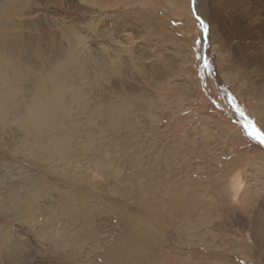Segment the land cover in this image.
Masks as SVG:
<instances>
[{
    "label": "rangeland",
    "instance_id": "374dc122",
    "mask_svg": "<svg viewBox=\"0 0 264 264\" xmlns=\"http://www.w3.org/2000/svg\"><path fill=\"white\" fill-rule=\"evenodd\" d=\"M34 1L23 71L86 102L67 166L1 134L0 264H264V0Z\"/></svg>",
    "mask_w": 264,
    "mask_h": 264
},
{
    "label": "bare ground",
    "instance_id": "6f19581e",
    "mask_svg": "<svg viewBox=\"0 0 264 264\" xmlns=\"http://www.w3.org/2000/svg\"><path fill=\"white\" fill-rule=\"evenodd\" d=\"M195 1L199 5L202 3V0ZM34 4V0H0V141L3 132L10 131L14 138L15 130L12 125L14 124L17 133L20 135V140L23 139L28 143L27 148H24L25 150L22 148L25 152L29 151V155L40 153L41 158L42 155L47 157V159L42 158L46 161L55 154V158H59L60 163L67 166L64 156L73 150L70 146L72 137L66 133V130H69L67 126L77 123L71 121V113L73 112L68 108V104L74 98L78 99V102H86V100L82 97L79 86L77 84L72 86L69 82L75 70H78L74 51L58 48L61 62L45 74L36 73L35 70L32 72L23 71L22 65L26 64L24 61L31 64L34 63L36 57L35 52L24 55L22 44L18 40V37L22 35L23 28L26 26L31 28L32 25H36L35 21L40 17L29 18V20L24 18L27 16L26 14L30 15L35 11L33 6L38 3ZM24 19L27 20V23L23 22ZM48 24L50 22L47 21L46 25ZM64 37L65 40L68 39V36L65 35ZM77 40L82 42L80 36L77 37ZM61 63H65V65L62 66ZM98 66L99 68L102 67L101 65ZM106 69L108 70L107 73H110V66L104 67L105 73ZM28 75H32L35 79L29 93L24 97L23 80L16 79V77L23 79ZM68 89L71 90L70 94H66ZM63 117L64 120L62 121ZM38 149L40 151H37ZM65 152L66 154H64ZM39 183L46 187L44 182Z\"/></svg>",
    "mask_w": 264,
    "mask_h": 264
},
{
    "label": "snow or ice",
    "instance_id": "6c2138e0",
    "mask_svg": "<svg viewBox=\"0 0 264 264\" xmlns=\"http://www.w3.org/2000/svg\"><path fill=\"white\" fill-rule=\"evenodd\" d=\"M197 19L199 20V17H197ZM200 23H201V27L207 30V25L204 24L202 20L200 21ZM204 63H205V67H208V63L206 60L204 61ZM241 115H243L242 112ZM244 130L246 135L249 136L251 139L255 140L260 144H264V131H261L252 120L247 121Z\"/></svg>",
    "mask_w": 264,
    "mask_h": 264
}]
</instances>
